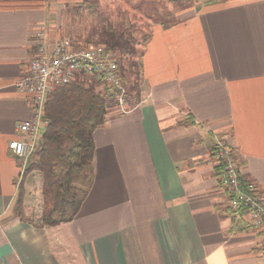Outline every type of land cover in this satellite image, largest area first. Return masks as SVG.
I'll list each match as a JSON object with an SVG mask.
<instances>
[{
    "label": "crops",
    "instance_id": "obj_1",
    "mask_svg": "<svg viewBox=\"0 0 264 264\" xmlns=\"http://www.w3.org/2000/svg\"><path fill=\"white\" fill-rule=\"evenodd\" d=\"M60 1L0 0V264H264V232L230 209L212 154L227 143L264 196V0H207L188 20L158 15L149 32H122L121 55L140 59L125 60L130 112L114 107L96 131L79 214L44 228L20 219L21 161L8 143L31 106L15 82L36 34L58 38Z\"/></svg>",
    "mask_w": 264,
    "mask_h": 264
},
{
    "label": "trees",
    "instance_id": "obj_2",
    "mask_svg": "<svg viewBox=\"0 0 264 264\" xmlns=\"http://www.w3.org/2000/svg\"><path fill=\"white\" fill-rule=\"evenodd\" d=\"M83 5L86 7V2ZM102 33L103 42L100 41L108 52L125 53L129 44L124 34L109 26ZM126 66L122 61L118 64L122 79L127 78ZM130 68V77L136 76L131 88L140 97L141 68L138 64ZM117 104V95L100 77L84 74L50 95L45 108L48 126L25 172L35 171L41 176L42 211L37 222L24 216L22 205L26 195L20 183L14 209L21 220L44 228L77 217L95 181V133L105 125L110 110ZM218 169L221 170L219 165ZM243 185L247 190L248 185Z\"/></svg>",
    "mask_w": 264,
    "mask_h": 264
},
{
    "label": "built area",
    "instance_id": "obj_3",
    "mask_svg": "<svg viewBox=\"0 0 264 264\" xmlns=\"http://www.w3.org/2000/svg\"><path fill=\"white\" fill-rule=\"evenodd\" d=\"M116 57L103 44H83L62 36L50 45L46 32L40 30L36 34L28 70L15 82V87L30 98L31 116L17 127V137L8 143V149L21 161V175L48 126L45 108L50 95L81 74L100 77L117 95L122 112H130L126 108L127 88ZM212 154L221 167L220 182L227 193L230 209L236 214L246 213L249 227L264 232V196L254 186L245 189L234 149L219 140Z\"/></svg>",
    "mask_w": 264,
    "mask_h": 264
},
{
    "label": "rangeland",
    "instance_id": "obj_4",
    "mask_svg": "<svg viewBox=\"0 0 264 264\" xmlns=\"http://www.w3.org/2000/svg\"><path fill=\"white\" fill-rule=\"evenodd\" d=\"M204 1L207 0H85L86 7L91 8L85 10L86 7L83 5L84 2L81 4L82 1L61 0L60 3L62 2L64 7L62 14H59V27L56 28V34L58 37L68 36L73 42L103 44L102 32L107 26L116 29L118 34L127 33L125 31H129L128 27L131 25V31L139 26L143 28V30L140 28V31L149 32L152 21H157L158 15L159 19L163 18L165 22H172L173 19L178 18L177 14L182 12L179 19L188 20L190 15L197 12L194 6L201 5ZM166 14L170 16L167 17ZM142 35L140 39H143ZM114 54L117 56L115 60L118 64L121 60L124 65H126L125 60L128 62L140 60L137 57L135 59L123 56L120 51ZM116 106L122 112L119 105ZM32 158L23 166L24 173L19 175V178L23 176L21 184L24 186L26 195L22 205L23 214L28 220L37 222L42 211V179L35 171L25 173Z\"/></svg>",
    "mask_w": 264,
    "mask_h": 264
}]
</instances>
